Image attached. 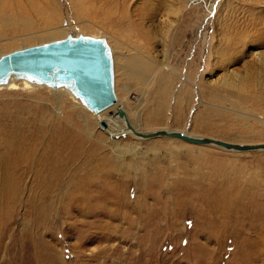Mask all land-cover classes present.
I'll return each mask as SVG.
<instances>
[{
    "label": "rangeland",
    "instance_id": "rangeland-1",
    "mask_svg": "<svg viewBox=\"0 0 264 264\" xmlns=\"http://www.w3.org/2000/svg\"><path fill=\"white\" fill-rule=\"evenodd\" d=\"M0 1L31 34L104 36L137 130L264 142V0H127L122 34L104 20L114 0ZM9 35L0 56L54 40ZM136 57L146 81L129 76ZM24 86L0 89V147H39L37 172L60 148L68 160L10 208L0 176V264H264V149L109 136L71 96Z\"/></svg>",
    "mask_w": 264,
    "mask_h": 264
},
{
    "label": "water",
    "instance_id": "water-1",
    "mask_svg": "<svg viewBox=\"0 0 264 264\" xmlns=\"http://www.w3.org/2000/svg\"><path fill=\"white\" fill-rule=\"evenodd\" d=\"M12 78L26 79L35 85L53 89L66 88L91 112L99 113L117 100L114 90L112 51L104 36H93L70 30L65 37L25 46L0 56V86ZM125 118L123 109L117 108ZM127 127L141 138L158 136L178 138L194 144H214L227 150L248 151L264 149L258 144H236L211 137L188 136L168 129L142 132L128 120ZM101 128H106L103 120Z\"/></svg>",
    "mask_w": 264,
    "mask_h": 264
},
{
    "label": "bare ground",
    "instance_id": "bare-ground-1",
    "mask_svg": "<svg viewBox=\"0 0 264 264\" xmlns=\"http://www.w3.org/2000/svg\"><path fill=\"white\" fill-rule=\"evenodd\" d=\"M126 3H127V0H119V1L114 0L111 4L112 9H110L104 15V20L107 21L106 23H107L108 28L111 29V31L118 33V34H122L123 32L122 25L129 18L128 11L124 7V4ZM111 16H113L112 20H111ZM32 23L33 22H31L27 18H24L20 14L16 15L9 8L0 9V41H2L3 39H8L10 37L9 35L10 33H12L15 36L20 33L24 35L30 34L27 40H34V38H44V39H56L57 38L58 39L59 37L63 35L62 32H60L59 30H55V29L48 30L47 32L42 33V34H37V33L31 34L30 32L33 30ZM94 36H98V35H94ZM13 43L14 42H9L8 40V42H6L5 44H0V47L7 49L10 46H12ZM112 50L114 49L111 48V51ZM113 52L114 51H112L113 71H114V90L116 94L115 62H114ZM139 52L141 53L143 51L141 50ZM148 66H150V63L147 60L145 61L141 58L136 57V59H133L132 61L127 62V69H128L129 76L132 78H137L141 81H146L149 77ZM22 83L25 84L24 89L26 88V90H35V89H40V88L45 87V88L53 90V92L69 95L73 98L75 102L81 105V107H83L85 110H88L80 102V100L75 98L71 94V92L66 88L53 89V88H50L44 85L32 84L26 79L12 78L8 85H1L0 89H10V88L12 89ZM116 97H117V94H116ZM117 108H121L125 111L118 97L114 104H112L110 107L106 108L105 110L99 113L91 112L89 110L88 111L92 115L97 116L98 118H100V120H103L106 123V128H101L100 125L99 127L102 131H104L109 136L111 135L120 136L123 134L125 135L130 134L138 139H149V138H141L133 134V132L127 127V124H126V120H128V122L130 123L127 117V114L125 118L119 117L117 112L114 116H109V117L107 116L108 112L113 111V110L116 111ZM113 120L115 121L116 124L119 125V129L113 128V126H111V123H113ZM134 129L137 130L136 128ZM56 152L59 155H57L56 153L53 155L48 154L50 162L48 161V157L45 156L43 158L45 159V162L48 161V164L47 166L42 165V171L37 172L38 168H40V165L38 164L39 162L38 157L40 155L39 147H13L9 149H6V148L4 149V147H0V167H1L0 176L2 180L5 179L7 181V184L3 186L2 188V194H3L4 202L5 201L7 202V207L10 208L11 204L13 203L12 202L13 199L18 198L20 196L21 191H22L21 190L22 184L27 179L28 176L31 177L30 179H33V178L40 179V178H44L46 175L48 176V174H55L57 169L59 171L64 169L65 164L68 159L65 160L62 157L66 153V150L63 148H60ZM45 155H47V152L45 153ZM51 158H53L52 161H51ZM59 182L60 181L58 180L57 183ZM51 186L53 187V185ZM49 198H52V195H50ZM33 207H34L33 199H32V196H30V198L28 199V212L33 213ZM66 208H67L66 203H64L63 209L66 210ZM108 228L111 229L112 227H108ZM5 230L8 231L7 228ZM127 231L132 232V230H127Z\"/></svg>",
    "mask_w": 264,
    "mask_h": 264
}]
</instances>
